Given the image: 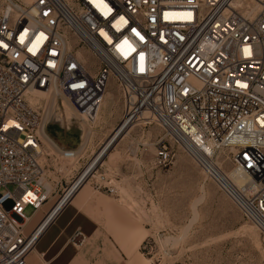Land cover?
<instances>
[{
    "label": "built area",
    "instance_id": "obj_1",
    "mask_svg": "<svg viewBox=\"0 0 264 264\" xmlns=\"http://www.w3.org/2000/svg\"><path fill=\"white\" fill-rule=\"evenodd\" d=\"M112 86L118 119L84 157ZM31 90L49 96L32 105ZM140 119L161 131L150 164L181 149L264 240V0H0V264H28L34 228L20 222L50 195L118 193L97 157ZM51 124L75 125L76 146L48 152ZM73 160L82 166L66 180Z\"/></svg>",
    "mask_w": 264,
    "mask_h": 264
},
{
    "label": "rangeland",
    "instance_id": "obj_2",
    "mask_svg": "<svg viewBox=\"0 0 264 264\" xmlns=\"http://www.w3.org/2000/svg\"><path fill=\"white\" fill-rule=\"evenodd\" d=\"M109 92L112 97L107 100L106 113L101 105L99 124L84 157L109 134L118 119V93L114 86ZM48 96L43 93L33 104L44 103ZM46 132L54 144L65 146H75L79 134L75 125L66 131L51 124ZM160 135L155 125H136L101 159L102 169L112 179L118 197L102 192L105 196H101L90 184L83 185L103 198H99V211L91 214L97 224L90 237L85 238L77 230L67 240L68 246L63 247L65 254L77 253L73 261L51 262L33 248L28 264H264V240L257 228L242 217L235 203L204 176L188 154L173 147L169 165L159 168L149 163L155 152L153 141ZM138 142L145 145L138 146ZM43 143L52 152L55 145L44 139ZM131 143L140 154L125 152ZM82 162L68 163L66 180L80 170ZM232 169L227 173L232 175ZM56 197L57 194L50 195L27 217L22 223L25 234L42 219ZM25 212L31 214L32 208ZM171 237L177 240L173 242Z\"/></svg>",
    "mask_w": 264,
    "mask_h": 264
},
{
    "label": "crops",
    "instance_id": "obj_3",
    "mask_svg": "<svg viewBox=\"0 0 264 264\" xmlns=\"http://www.w3.org/2000/svg\"><path fill=\"white\" fill-rule=\"evenodd\" d=\"M104 113H106V110ZM55 147L67 148L74 146L55 145ZM141 149L146 151V147H142ZM125 152L129 153L128 147L125 148ZM99 192L101 193L102 191ZM102 193L101 196H105L102 195ZM105 194L110 195L107 193ZM101 196L98 193L84 189L83 186L75 192L70 202L67 203V205L56 216L55 220L46 228L44 233L36 241L35 249L37 248V251L42 253V256H44L43 259L46 258L51 262H67L73 261L75 257H77V253L74 252L71 254L63 253V247L68 246L69 242H67V240L72 237L77 230L80 231L85 238L90 237L92 233L90 232L91 229L95 230L97 224V219L92 217L91 214L95 210L97 212L99 211L101 206L99 198H103ZM110 196L118 197L119 194L116 193Z\"/></svg>",
    "mask_w": 264,
    "mask_h": 264
},
{
    "label": "bare ground",
    "instance_id": "obj_4",
    "mask_svg": "<svg viewBox=\"0 0 264 264\" xmlns=\"http://www.w3.org/2000/svg\"><path fill=\"white\" fill-rule=\"evenodd\" d=\"M44 92L41 91H37V90H31L29 92V94H27V100L30 102V104L36 103L37 101H39V98L41 97V95H43ZM112 94L108 91L107 95L105 97V100L103 101V113L106 109L107 106L106 104H108L107 100L108 98L111 99ZM111 101V100H110ZM63 106H64V110L62 111V117L66 118L68 121L70 120L71 117L76 116V112L75 110L72 108V106L66 102L63 99ZM55 103V102H54ZM110 109V108H109ZM108 110V109H107ZM57 114H60V110L58 109ZM146 114V113H144ZM143 120L144 119H140L138 120L136 123H134L133 125H131L129 127V129L127 130H122L116 137L114 136L113 138L110 139L108 145H106L100 152V154L98 155V162H101L102 164V158L104 157V155H109L110 152V148L113 147L116 142H118V140L126 135L129 134V131L136 125L139 124H143ZM113 128V127H112ZM112 130V129H111ZM110 130V131H111ZM41 136L42 138L47 141L49 144L54 145V142L52 141V139L50 138V136L47 134L46 129L41 131ZM108 136V135H107ZM144 144V143H143ZM145 145V144H144ZM104 161V160H103ZM233 174L230 175L227 173L228 177L237 185H241L242 183H245V181L248 179L247 175L245 174V172H243L239 167H234V169H232ZM75 194V193H74ZM74 194L70 191H66L63 195H61L59 198H56L54 200V202L52 203V205L50 206V208L48 209V211L45 213V215L42 217V219L36 224V226L33 229V232L31 234V237L34 238L33 242L36 243V241L39 239V237L44 233V231L46 230V228L55 220L56 216L61 212V210L67 205L68 202H70V200L72 199V197L74 196ZM29 219V218H28ZM20 223H23L20 222ZM168 240V239H167ZM177 238L175 237H171V241H176ZM162 242L164 244H166V240L165 238L162 239ZM35 248V247H34Z\"/></svg>",
    "mask_w": 264,
    "mask_h": 264
}]
</instances>
